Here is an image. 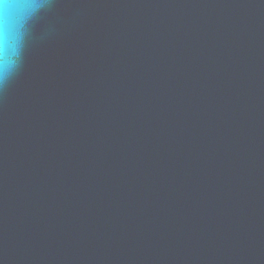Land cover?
I'll return each instance as SVG.
<instances>
[{
  "label": "water",
  "instance_id": "obj_1",
  "mask_svg": "<svg viewBox=\"0 0 264 264\" xmlns=\"http://www.w3.org/2000/svg\"><path fill=\"white\" fill-rule=\"evenodd\" d=\"M0 264H264V0H54L0 91Z\"/></svg>",
  "mask_w": 264,
  "mask_h": 264
},
{
  "label": "clouds",
  "instance_id": "obj_2",
  "mask_svg": "<svg viewBox=\"0 0 264 264\" xmlns=\"http://www.w3.org/2000/svg\"><path fill=\"white\" fill-rule=\"evenodd\" d=\"M54 0H0V55L5 63L0 68V91H3L18 73L22 62L24 38L33 22L51 10ZM9 10L19 13L21 26L13 32L8 23Z\"/></svg>",
  "mask_w": 264,
  "mask_h": 264
}]
</instances>
